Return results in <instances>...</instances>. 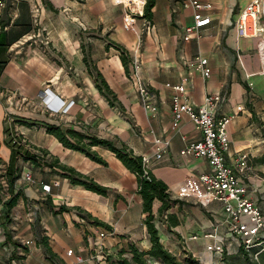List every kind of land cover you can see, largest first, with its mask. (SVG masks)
Returning <instances> with one entry per match:
<instances>
[{
	"label": "crops",
	"instance_id": "1",
	"mask_svg": "<svg viewBox=\"0 0 264 264\" xmlns=\"http://www.w3.org/2000/svg\"><path fill=\"white\" fill-rule=\"evenodd\" d=\"M143 1L6 0L1 9L0 86L25 102L6 107L5 95L0 96V159L10 195L17 193L10 207L0 196L5 213L0 220V264H120L131 259L130 245L140 252L150 249L136 173L102 145L90 149L105 162L64 146L46 131L47 123L110 139L139 156H151L161 147V157L148 168L167 184L170 199L162 212L160 199L152 205L163 247L183 263L193 258L200 264H248L223 222L221 203L199 179L211 170L209 160L179 151L200 134L186 114L178 122L172 118L170 85L184 80L195 104L206 93L221 94L214 114L232 117L224 160L264 212V38L237 32L236 16L248 0H204L211 6L202 13L211 22L198 38L185 40L184 27L193 13L189 0H155L149 18L142 14ZM41 35L48 45L39 42ZM196 55L207 58L206 74L185 65L184 60ZM45 86L50 91L46 95L54 98L50 105H60L58 111L46 107ZM143 87L156 93L155 116L142 104ZM8 113L25 145L8 140ZM237 153L244 156L245 166L235 164ZM57 164L105 185L107 192L71 183ZM29 171L32 178L26 180ZM40 181L49 182L50 191L42 190ZM214 228L213 237H204ZM219 240L225 241L223 254L206 250ZM100 251L106 257L93 259ZM143 258L148 264H163L149 254ZM258 261L263 264L259 256Z\"/></svg>",
	"mask_w": 264,
	"mask_h": 264
},
{
	"label": "built area",
	"instance_id": "2",
	"mask_svg": "<svg viewBox=\"0 0 264 264\" xmlns=\"http://www.w3.org/2000/svg\"><path fill=\"white\" fill-rule=\"evenodd\" d=\"M193 7L192 21L184 27L182 38L189 39L194 36L198 38L200 36L201 29L210 23V16L202 13L203 8L210 7L209 1L204 0H189ZM6 0H0V11L5 6ZM37 10V6H34V11ZM1 15V12H0ZM37 18V15H34ZM35 20V19H34ZM237 32L240 36H263L264 38V0H248L247 3L239 10L236 16ZM36 23V21H34ZM144 26L148 28L151 26L148 18L144 19ZM38 34V33H37ZM39 35V34H38ZM33 35H29L32 38ZM39 42L43 45H48V39L45 35H41ZM262 59L264 63V42L262 47ZM185 65L198 70L201 74H206V57H200L196 55L193 60H184ZM138 67V63H135V68ZM172 91L170 96V108L172 112V118L175 122H178L182 114H186L195 125V128L199 131L200 137L188 141L180 149V153L184 155H194L199 157H206L210 165L211 170L205 171L199 175V179L203 182L205 190L211 194V198L218 201L222 205V211L225 213L223 222L227 224L229 233L236 241L237 245L241 246L248 252L250 261L259 264L258 254L264 249V212H262L257 201L248 196V185L239 173L232 165H228L224 160V154L228 151L229 138L226 133V126L231 120L230 114H214V109L221 99L219 93H206L201 104H195L191 102L187 95L188 87L185 85L184 80L175 82L170 85ZM45 86L42 91L45 93L44 101L46 107L50 110L58 111L59 106L50 105L49 101L53 100L52 95H46L50 91ZM141 100L144 108L150 116H155L158 110V104L156 103V93L148 87L140 88ZM5 95L7 106H11L14 103L22 104L25 102V98L22 96H14V93L5 94L0 86V96ZM72 101L69 102V104ZM66 109V108H65ZM4 122L7 126L6 135L10 143L13 145L26 144V140L22 137L15 124V118L11 114H6ZM161 147H157L154 153L149 156L143 154L141 156L142 168L144 172H148V165L151 160L161 157ZM41 155V154H40ZM43 156V155H41ZM236 165L245 166V158L243 155L237 153L234 157ZM2 165H4L2 163ZM3 172L0 175V196L2 200L7 199L10 196V188L5 172V167L1 169ZM26 180L32 178L31 172H27L24 175ZM42 190L50 191L49 182H41L38 185ZM4 209L0 206V220L4 217ZM166 217V215H165ZM81 221L85 219L78 217ZM207 232L204 237H213L215 233ZM196 236H192L195 238ZM28 243V242H26ZM206 250H212L216 253L223 254L225 251V241L219 240L216 244L206 245ZM257 248V249H256ZM256 249V251H253ZM106 257L103 251L94 254L93 259L98 260L100 257ZM82 258H77V262H80Z\"/></svg>",
	"mask_w": 264,
	"mask_h": 264
},
{
	"label": "trees",
	"instance_id": "3",
	"mask_svg": "<svg viewBox=\"0 0 264 264\" xmlns=\"http://www.w3.org/2000/svg\"><path fill=\"white\" fill-rule=\"evenodd\" d=\"M155 0H144L143 1V11L142 14L145 17H150L152 14V5ZM120 56L124 64L127 62V56H125L123 50L120 51ZM46 131L53 134L56 139L62 142V144L68 148H72L74 150L78 149L92 159H96L100 162H105L101 156H99L95 151L90 149L92 144H99L106 148L112 150L116 156L122 161V163L127 167L134 171L137 175V184H138V193L142 200V209L145 216V226L146 232H148L149 240H150V249L147 252H140L133 245L128 247L129 251L132 253V257L130 260L121 259L120 264H148L146 259L143 258L144 254H149L151 257L161 260L163 264H200L193 258H186L184 263L178 260L173 254H171L160 242L158 232L153 223L154 216L152 215V205L154 203V199H160L161 204L158 208L159 212L166 210L170 207V199H168L167 194V184L164 183L160 178H156L150 171L144 172L142 168L141 156L134 154L129 151L125 147L116 146L112 140L100 138L95 135L84 134L79 130H74L72 128L63 129L60 125L55 123H47ZM21 145V144H18ZM17 146V145H14ZM261 161L264 162V157L260 158ZM59 165V164H57ZM63 170H65V174L69 177V180L73 184H81L85 188L96 191L101 194H105L107 192V187L105 185H101L96 182L94 179L82 176L78 171L74 170L72 167L61 164L59 165ZM17 197V193H13L6 200L5 204L8 207L14 204V201ZM84 218V217H83ZM256 249H253V251ZM244 253V258L248 262V264H253L248 261L247 254L248 252L242 248ZM259 260L264 264V249L258 254Z\"/></svg>",
	"mask_w": 264,
	"mask_h": 264
},
{
	"label": "rangeland",
	"instance_id": "4",
	"mask_svg": "<svg viewBox=\"0 0 264 264\" xmlns=\"http://www.w3.org/2000/svg\"><path fill=\"white\" fill-rule=\"evenodd\" d=\"M2 163H3V160L0 159V175L3 173V172H1V169L4 167V165H2Z\"/></svg>",
	"mask_w": 264,
	"mask_h": 264
}]
</instances>
